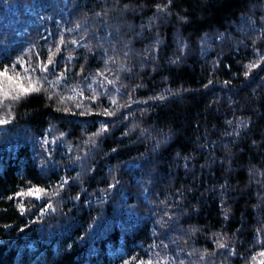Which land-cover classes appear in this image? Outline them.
<instances>
[{"label": "trees", "instance_id": "obj_1", "mask_svg": "<svg viewBox=\"0 0 264 264\" xmlns=\"http://www.w3.org/2000/svg\"><path fill=\"white\" fill-rule=\"evenodd\" d=\"M262 57L264 0H0V264H262Z\"/></svg>", "mask_w": 264, "mask_h": 264}, {"label": "snow or ice", "instance_id": "obj_2", "mask_svg": "<svg viewBox=\"0 0 264 264\" xmlns=\"http://www.w3.org/2000/svg\"><path fill=\"white\" fill-rule=\"evenodd\" d=\"M174 0H169V3H173ZM160 11H163V9H159ZM181 20H184L185 18L184 17H180ZM77 27H79V25H77ZM69 31H71V29H69ZM63 42V40L61 41ZM72 43H77V41H72ZM57 51H59V48L57 49ZM179 58H177L178 60ZM262 60H264V57L261 58ZM177 61L174 60L172 61V63H176ZM55 63V61L53 60L52 58V54L50 53L49 55V60H48V65H53ZM258 65L257 64H252L250 66H247V67H250V68H256ZM13 67H15V63L13 64ZM7 68L8 66L5 65L4 66V71H0V77H5L6 79H8L10 82H14V78L13 77H8L6 76V72H7ZM41 68L42 70L47 73L50 71L49 67L48 66H44V65H41ZM244 76L245 78H248L249 77V72L248 71H245L244 72ZM111 83V82H110ZM209 84H212L213 81L209 80L208 82ZM229 83L228 81H225V84ZM16 88H18L19 92L20 93H23V94H30L31 92H35V91H40L39 88L37 87H33L31 85H29L28 87H24L22 82L21 83H16L15 84ZM205 87L207 88L208 85H205ZM4 89H3V86L0 85V92H3ZM21 98L20 95H14V96H11V99L13 100H19ZM51 98V97H49ZM93 99L95 100V97H93ZM158 99H161L163 100L164 97L161 96L159 97ZM113 103H115V101H113ZM77 107H80L79 105H77ZM99 115V113H96V114H93V113H81V115ZM103 115L106 116V117H112L115 115L114 112H109L107 109H104V112H103ZM125 119H127V117H125ZM9 120L8 119H5V118H0V126H3V125H7L9 124ZM110 121H101V128L98 130V132L96 133V135H105L106 137V134L109 132V128H108V123ZM228 123H231V121H229ZM126 135V133H125ZM45 143H47V141H45ZM159 142L157 143L156 145V148H159ZM113 152L116 151V149H112ZM69 181L68 180H61V182L59 183L58 187L60 190H63L65 185L68 184ZM117 183H119V181H117ZM109 188H114L115 185L113 184H109L108 185ZM16 198H19L21 197L22 195L25 196V197H33L34 200H42L45 196L48 195V191H47V188H39V187H36V186H32V187H29L27 192H17L14 194ZM52 195H59V192H53ZM80 197L78 196L77 199H79ZM9 200H12L13 199V196H9L8 197ZM20 212H21V215H24L28 210L24 208V206L21 204L20 206ZM55 211V209L53 208L52 204L51 203H47L46 205H44L43 207L40 208V215L43 216L44 213H46L47 211ZM8 227V226H6ZM219 247L223 248L225 247L224 244H219L218 245ZM71 247V245L69 246ZM261 256H264V251H262L260 253ZM124 264H130V261L129 260H125L124 261ZM138 264H144V262L140 261L138 262ZM148 264H151V261L148 262ZM262 264H264V262H262Z\"/></svg>", "mask_w": 264, "mask_h": 264}, {"label": "rangeland", "instance_id": "obj_3", "mask_svg": "<svg viewBox=\"0 0 264 264\" xmlns=\"http://www.w3.org/2000/svg\"><path fill=\"white\" fill-rule=\"evenodd\" d=\"M53 93H56V92H53ZM64 105H67V103L64 104ZM8 110H9V106H7V107L1 106L0 107V112H2V114L0 113V116L2 118H5V119H7V118L10 119L11 114H9V111ZM51 142H52V144H50V145L53 146V147H55L56 145H54V144H56L57 140L54 138L53 140H51ZM92 156H94V155H92ZM151 172L148 170V174L149 175H152L153 174ZM109 190H111V189H109ZM53 192H58V190H53L52 192H48V195L45 196L44 198H46L48 200L51 199L53 202H54V200L61 201L60 200L61 199V196L60 195H52ZM46 199H44V201L42 202V204H45V205L47 204V202L45 201ZM39 218H43L44 225L45 226H48V228H50V229H57V226H59L61 224L60 221H57L56 219H54V218H56V212L55 211H51V210L50 211H47L45 214H43V216L39 215Z\"/></svg>", "mask_w": 264, "mask_h": 264}]
</instances>
